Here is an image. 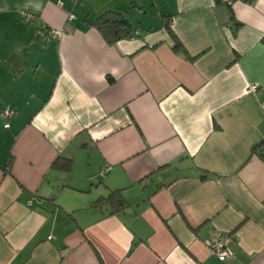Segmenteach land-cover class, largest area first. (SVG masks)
Here are the masks:
<instances>
[{
    "label": "crops",
    "instance_id": "crops-1",
    "mask_svg": "<svg viewBox=\"0 0 264 264\" xmlns=\"http://www.w3.org/2000/svg\"><path fill=\"white\" fill-rule=\"evenodd\" d=\"M262 37L264 0H0V264H264Z\"/></svg>",
    "mask_w": 264,
    "mask_h": 264
},
{
    "label": "trees",
    "instance_id": "trees-1",
    "mask_svg": "<svg viewBox=\"0 0 264 264\" xmlns=\"http://www.w3.org/2000/svg\"><path fill=\"white\" fill-rule=\"evenodd\" d=\"M219 2V0H215ZM86 23L90 26L96 27L103 36L107 39L109 43H114L119 39L128 38L133 33V28L128 19L125 17L123 12H117L112 10H105L98 14L93 20L85 19ZM173 39L174 49H180L181 43L176 35L168 28ZM264 43V37L261 39ZM261 158H264V142L257 144L255 150ZM10 159L8 161V166H10ZM55 169L69 171L71 168V159L58 156L51 164ZM103 205L108 204L113 210H116L120 207H124L127 202L123 198L120 189L111 190L106 196L100 197L97 199L93 205ZM101 264H103L101 262Z\"/></svg>",
    "mask_w": 264,
    "mask_h": 264
},
{
    "label": "built area",
    "instance_id": "built-area-1",
    "mask_svg": "<svg viewBox=\"0 0 264 264\" xmlns=\"http://www.w3.org/2000/svg\"><path fill=\"white\" fill-rule=\"evenodd\" d=\"M234 0H219L220 3L226 5V6H231ZM23 18L26 19L27 21H33L34 20V14L29 11H23ZM72 14H68V18H72ZM173 20L170 22L172 24ZM38 32L44 36L46 39L48 38H53V39H59L64 36V29H58V28H52L48 27L45 24H41L38 28ZM135 35H138L139 32L135 31ZM15 114V110L13 109H6L5 111L1 112L0 116L3 118H9L12 115ZM5 127L8 126V123L4 124ZM109 169L108 166L103 168L102 173H106V171ZM228 236H220L216 237L210 240H206V245L207 247L217 256L219 260H226L229 258L233 257V252L228 246Z\"/></svg>",
    "mask_w": 264,
    "mask_h": 264
}]
</instances>
